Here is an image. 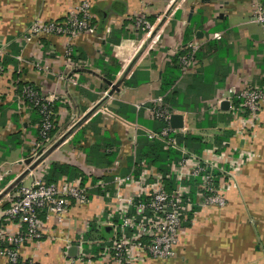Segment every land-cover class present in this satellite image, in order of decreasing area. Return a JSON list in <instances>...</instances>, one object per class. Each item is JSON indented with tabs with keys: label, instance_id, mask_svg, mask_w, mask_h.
<instances>
[{
	"label": "crops",
	"instance_id": "0c3cea01",
	"mask_svg": "<svg viewBox=\"0 0 264 264\" xmlns=\"http://www.w3.org/2000/svg\"><path fill=\"white\" fill-rule=\"evenodd\" d=\"M81 1L0 0V49L9 48L0 59V212L9 206L16 184L32 181L26 160L39 136V115L23 98L24 83L37 86L56 108L52 139L66 137L46 156L45 178L54 162L72 165L85 181L80 174L73 179L90 186L92 197L87 205H73L63 224L44 214V238L23 246L21 259L28 264H113L103 258L109 245L103 233L111 231L108 216L116 189L106 175L116 163L122 174L139 175L144 162L162 174L140 160L139 142L136 155L128 154L133 150L129 140L135 135L139 141L143 129L153 127L156 120L148 111L154 99L177 91L179 106L172 107L182 112L180 134L202 137V153L214 146L233 149L243 165L226 175L230 188L223 207L198 204L199 178L185 183L193 207L185 212L176 254L148 264H264V109L252 121L247 114L232 118L230 104L223 106L232 87L264 84V28L252 19L264 0H92L96 32L70 41L73 59L64 54L68 38L30 34L33 21L63 19ZM138 16L153 25L151 33L136 24ZM189 42L198 46L201 68L183 73L175 59ZM205 69L207 75L199 76ZM169 79L174 83L164 91ZM116 83L118 90H113ZM199 86L205 88L198 91ZM210 106L213 113L195 124L200 108ZM222 115L231 118L222 121ZM212 117L218 121H207ZM113 149L116 157L108 163L106 154ZM0 264H5L1 256Z\"/></svg>",
	"mask_w": 264,
	"mask_h": 264
},
{
	"label": "built area",
	"instance_id": "2783aa9c",
	"mask_svg": "<svg viewBox=\"0 0 264 264\" xmlns=\"http://www.w3.org/2000/svg\"><path fill=\"white\" fill-rule=\"evenodd\" d=\"M97 19L92 0H82L63 19L37 21L30 29V34L53 33L68 38L65 53L71 58L73 48L70 41L81 34L96 32ZM252 19L264 28V5L255 6ZM136 24L148 33L153 30V25L144 16H138ZM197 48L194 42L180 47L179 65L183 73L199 68ZM8 50V47L0 49V59ZM22 92L24 100H28L32 108L38 107L41 115L40 135L34 143L41 150L32 152L28 157L35 162L44 157L45 150L42 149L52 139L50 133L55 127L54 111L40 90L26 85ZM230 92L226 99L234 119L247 114L253 121L262 114L264 84L246 82L240 89L232 87ZM236 98L240 99L239 103L235 102ZM173 114L181 113L168 104L164 96H159L154 99L148 115L153 120H164L167 124L160 129H143V135L148 139L162 141L166 148L178 149L182 154L180 159L170 163L169 176L175 180L172 190L166 189L163 175L145 162L139 175L133 172L122 174L118 169L119 163L111 168L112 182L116 189L108 216L111 231L106 239L109 245L104 250L103 258L112 259L113 264H148L151 260L174 257L181 243L185 212L193 207L189 201L190 185L185 183L199 178L198 204L202 207H223L230 188L226 175H232L233 170L237 171L243 165L241 156L237 157L233 149L214 146L198 154L193 153L188 145H181L176 134L183 128L171 126ZM133 145V153L136 155L135 141ZM44 173H48L45 157L31 171L30 183L16 184L15 192L12 195L9 193V206L0 212V256L5 264H26L21 259L20 249L41 241L45 236L41 213L47 218H55L60 225L65 223L73 205L81 206L91 202L90 186L83 185L80 179L64 176L58 182L48 183ZM137 198L140 200L136 202ZM200 200L202 203H199ZM116 216L119 222H116ZM4 221H7V225ZM23 224H26V231L22 229ZM89 225V221L85 223V230H88ZM3 244L7 246L3 247ZM88 257L91 259V256Z\"/></svg>",
	"mask_w": 264,
	"mask_h": 264
},
{
	"label": "trees",
	"instance_id": "16d2710c",
	"mask_svg": "<svg viewBox=\"0 0 264 264\" xmlns=\"http://www.w3.org/2000/svg\"><path fill=\"white\" fill-rule=\"evenodd\" d=\"M93 11H94V8H93ZM74 51L75 50L72 49V52H71V58L72 59L75 58ZM197 58L199 60L198 55H197ZM175 61L179 65V56H178V58L175 59ZM176 62H174V63H176ZM199 62H200V60H199ZM179 67H180V65H179ZM200 68H201V64H200L199 68L197 69V72L200 71ZM204 73H206V74H204ZM204 75H207L206 69L201 70V75H199V76H204ZM201 78H204V77H201ZM173 83H174L173 79H169V80L165 81V83L163 85V90L168 91L172 87ZM26 85L31 86V87L35 88L37 91H39V88L37 86L30 84V83H24V85H22V88H24ZM200 88H205V87L199 86L197 88L198 91L200 90ZM22 91H23V89H22ZM180 97H181V95L177 91L169 92L165 97V101L168 104L172 105L173 107H176V106L178 107L179 106L178 100L180 99ZM27 103H29L28 100H27ZM49 104L51 105V107L55 113L56 108L51 103H49ZM33 109L39 115V124H40L41 115L39 113V108L33 107ZM230 118H231V115H229V116L228 115H222L221 116L222 121H228V120H230ZM232 118H233V115H232ZM210 120L211 121H218L216 119V117L215 118L212 117L211 119L208 118L207 121H210ZM54 124H56L55 119H54ZM166 124L167 123L164 120L156 119V121L152 125L153 126L152 128L160 129V128L164 127ZM55 130H56V128L54 127V129L50 133L51 137L55 133ZM39 135H40V132H39ZM176 137L178 138L179 143L186 144L190 148L192 146L194 148H196L198 154L202 153V151L204 149L202 147L206 146V143L203 142V138L200 136H197V135H193L190 133H188L186 135H182L179 133V134H176ZM103 140L104 139L100 140L99 144ZM138 142H139V147H138L137 151H138L140 160H142V159L146 160L147 163L149 162L150 164L154 165L157 168V170L163 174L164 180L166 182V189L172 190L174 188V179L172 176H169L170 175V163L172 161H176V160L180 159L182 156L181 152L177 149L166 148L162 141L150 140L147 137L139 138ZM116 152H117V150L113 149L112 151L109 152L110 155L106 154L107 156H110L108 163H112L114 161V159L116 157ZM103 156H104V154H103ZM136 173H138V172H136ZM78 174L82 175L83 180L85 181V177L83 176V174H81V171L79 169H77L76 167H74L72 165L54 162V163H52L50 172L46 177V181L48 183L58 182L63 175H67L70 179H73ZM217 175L219 176L220 174L217 173ZM106 176H107V178H111V180L113 179V174L106 175ZM97 191H98L97 193H99V195L105 194L102 189H98ZM139 200L140 199L137 198L136 202ZM44 217H45L44 214L41 213V219H44ZM117 221H120V219L118 218ZM22 229L24 231H26V224L22 225ZM109 234H110V231L108 232L105 229L104 233H103V237H104L103 239H106ZM5 246H7V244H3V247H5ZM26 264H28V263L26 262Z\"/></svg>",
	"mask_w": 264,
	"mask_h": 264
},
{
	"label": "rangeland",
	"instance_id": "374dc122",
	"mask_svg": "<svg viewBox=\"0 0 264 264\" xmlns=\"http://www.w3.org/2000/svg\"><path fill=\"white\" fill-rule=\"evenodd\" d=\"M53 20H59V19H50V20H47V21H53ZM37 21L38 20H36L35 22L33 21V24H32V27H33V25H34V23H37ZM44 22H46V21H44ZM31 27V28H32ZM147 32V31H146ZM42 34H46V35H48V33H42ZM51 34H53V33H51ZM55 35H57L58 37H63L61 34H55ZM65 52H66V49L64 50V54H65ZM34 66H35V68H40L41 67V64L40 63H37V62H34ZM47 69V68H46ZM212 106H210V108L209 109H204L203 111H201V108H200V112L199 113H197L196 114V118H193L194 120V123L196 124V122H197V124H199L200 123V121H199V119H205L206 118V116H207V114L209 113H213V110H212ZM179 113H181L182 114V112L181 111H179ZM203 113H206V114H203ZM205 116V117H204ZM203 117V118H202ZM203 119V120H204ZM197 120V121H196ZM202 120V121H203ZM151 128V127H150ZM194 128H196V126L194 127ZM191 131H196L195 129H190ZM190 130H185V132L186 131H190ZM182 131V130H181ZM181 131L180 132H178V134L179 133H181ZM57 137H56V139L54 138V139H51V141L50 142H47L46 144H45V148H43L42 150H45V155H44V157L47 159V157L46 156H48L49 155V151H50V148L52 147V145H54L56 142H57ZM136 142V146L138 147V138H136V140L134 139V136H132V137H130V140H129V144H130V147L132 146L133 148H134V145H133V142ZM181 145H184V144H181ZM186 145V144H185ZM190 148V147H189ZM138 149V148H137ZM41 150V148H39V149H37L35 146H34V148L30 151V155H31V153L32 152H37V151H40ZM191 150V149H190ZM131 151V150H130ZM192 151V150H191ZM134 152V150H132L131 152H129L128 154H131L132 155V153ZM126 153V152H125ZM124 154V153H123ZM125 155V154H124Z\"/></svg>",
	"mask_w": 264,
	"mask_h": 264
},
{
	"label": "water",
	"instance_id": "95a60500",
	"mask_svg": "<svg viewBox=\"0 0 264 264\" xmlns=\"http://www.w3.org/2000/svg\"><path fill=\"white\" fill-rule=\"evenodd\" d=\"M109 84H112L111 81H109ZM118 87H119V83H116V84L112 85V89L113 90H118ZM228 104L229 103L227 101H224L223 106L226 107V108H228ZM170 124L174 128H182L183 127V116H182V114H173L172 117H171ZM65 138H66L65 136L61 137V139L59 141H57L54 145H52V147L50 148V151L49 152H51L61 141L65 140ZM42 158H44V157H41L37 161L33 162V158L30 157V158H28L26 160V163L30 165L29 168L32 170V169H34L39 164V162L42 160ZM20 178L21 177H18L17 180H16V182L19 181ZM16 182L12 183L11 187ZM7 192H8V190L6 189L3 194H6Z\"/></svg>",
	"mask_w": 264,
	"mask_h": 264
}]
</instances>
